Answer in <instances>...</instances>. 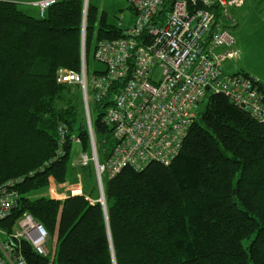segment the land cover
Wrapping results in <instances>:
<instances>
[{"label": "trees", "instance_id": "16d2710c", "mask_svg": "<svg viewBox=\"0 0 264 264\" xmlns=\"http://www.w3.org/2000/svg\"><path fill=\"white\" fill-rule=\"evenodd\" d=\"M83 15L82 0H56L38 19L0 1V185L21 179L16 205L0 228L11 231L27 213L51 240L56 236L47 257L23 244L27 264H264V122L223 94L207 96L168 165L153 161L103 178L105 207L92 165L75 168L83 195L37 196L48 194L52 180L72 181L75 148L89 152L80 87L57 82L59 70L80 69ZM98 16L88 1V73L97 19L96 43L123 38L126 29L109 24L104 12ZM118 88L91 105L99 162L112 145L102 117ZM60 124L67 135L63 154L53 160Z\"/></svg>", "mask_w": 264, "mask_h": 264}, {"label": "built area", "instance_id": "2783aa9c", "mask_svg": "<svg viewBox=\"0 0 264 264\" xmlns=\"http://www.w3.org/2000/svg\"><path fill=\"white\" fill-rule=\"evenodd\" d=\"M55 1L35 4L40 17ZM82 1L86 10L88 0ZM124 1L134 10V23L123 38L96 43L93 57L103 66L100 72H87L84 50L78 72L57 73V82L80 87L89 152L79 154L77 165H92L98 191L103 178H112L126 167L140 171L153 161L168 165L180 152L209 94L225 95L253 120L264 122V83L239 71L228 73L225 67L239 58L231 34L237 20L231 10L244 0ZM114 85L118 91L102 117L111 129L112 145L107 158L99 162L90 103L103 101ZM58 132L59 149L53 160L63 154L67 128L60 124ZM80 177L68 188V195H83ZM20 181L0 185V221L15 207ZM56 186L63 185L50 181L48 193L54 199ZM51 242L44 226L23 214L11 231L0 228V264H27L23 244L37 255L51 256Z\"/></svg>", "mask_w": 264, "mask_h": 264}, {"label": "rangeland", "instance_id": "374dc122", "mask_svg": "<svg viewBox=\"0 0 264 264\" xmlns=\"http://www.w3.org/2000/svg\"><path fill=\"white\" fill-rule=\"evenodd\" d=\"M90 1L93 5L94 2L97 0H88ZM99 3L96 5L99 11V16L102 12H104L107 16V20L109 24L119 26V27H125V23L123 24V18L125 15L130 13L129 5L126 1L124 0H98ZM235 9L231 10V14H234ZM236 17L233 15V17L237 20V30L234 31V36L237 42V39L239 41L238 35L245 36L246 38L250 39L251 41L254 40V35L262 42L259 45H255V40H254V45L257 47H260V50L262 51L263 57H264V39H261V35L264 36V0H246L245 7L243 9H238L235 12ZM98 16V18H99ZM238 16V17H237ZM238 18V19H237ZM85 28H86V19H85V9H84V15H83V21L81 24V29H80V59L82 57V53L85 50ZM232 29V30H235ZM96 29H98V19L95 24V30L93 33V39H92V48H91V54H90V61L88 64V69L90 73L94 71H100L103 66L96 63L94 60V47L96 43ZM231 30V34H232ZM240 32V33H239ZM233 35V34H232ZM239 49V46H237ZM240 50V49H239ZM238 62V61H237ZM232 68H227L226 70L228 73H234L235 69ZM207 98L204 100V104L201 105L200 111L204 110V105L206 103ZM92 103H90V106ZM90 114H91V120L92 123L94 124L95 122V114L94 111L92 110V106L90 108ZM81 152L75 148L73 152V157H72V162H71V167L75 170L73 173V179L72 181H68L65 184H62L60 192L58 193H65L67 194L68 188L74 187L78 181L76 180L78 175H80L75 168H77V161H78V156ZM81 178V177H80ZM82 182V180H81ZM57 188V186H56ZM41 194H37V196H50L49 193H44L40 192ZM56 242V236L53 237L52 243L50 250H54V243ZM244 244H246L244 242ZM54 252V251H53Z\"/></svg>", "mask_w": 264, "mask_h": 264}, {"label": "crops", "instance_id": "0c3cea01", "mask_svg": "<svg viewBox=\"0 0 264 264\" xmlns=\"http://www.w3.org/2000/svg\"><path fill=\"white\" fill-rule=\"evenodd\" d=\"M0 1L15 3L17 4L18 9H20L26 15L36 19L41 18L40 11L38 7L35 6V4L43 0H0ZM98 3L99 1L97 0L96 2H94V5L96 6ZM245 4H246V0H244V3L241 7L235 9L233 14L235 17H236L235 12L238 9L239 10L243 9L245 7ZM129 9H130L129 11L130 13L125 15L123 18V24L125 23V28H130L134 23V17H135L134 11L130 8V6ZM236 28L235 30H232L233 36H234L233 32L238 29ZM238 38L239 41L237 39V42L235 39V47L237 48V46H239L240 50L237 48L240 52L239 58L234 62L225 63L226 69L230 67L232 69H235V71H239L247 75H250L252 77L258 78L261 82L264 83V57L262 51L260 50V47L255 46V45H259L262 42L255 35H254L255 45H254V40L251 41L245 36L238 35ZM261 39L263 40L264 36L261 35ZM60 189L61 187L57 186L56 188L57 197L55 199L62 200L68 196V193L67 194L58 193L60 192Z\"/></svg>", "mask_w": 264, "mask_h": 264}, {"label": "water", "instance_id": "95a60500", "mask_svg": "<svg viewBox=\"0 0 264 264\" xmlns=\"http://www.w3.org/2000/svg\"><path fill=\"white\" fill-rule=\"evenodd\" d=\"M100 187L101 188L99 189V199H98V202H100L104 206L105 205V202H104L103 189H102V186L101 185H100Z\"/></svg>", "mask_w": 264, "mask_h": 264}, {"label": "bare ground", "instance_id": "6f19581e", "mask_svg": "<svg viewBox=\"0 0 264 264\" xmlns=\"http://www.w3.org/2000/svg\"><path fill=\"white\" fill-rule=\"evenodd\" d=\"M99 193V192H98Z\"/></svg>", "mask_w": 264, "mask_h": 264}]
</instances>
